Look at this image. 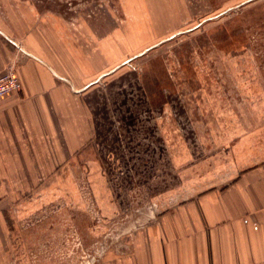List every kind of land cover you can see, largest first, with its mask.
Here are the masks:
<instances>
[{"label": "rangeland", "instance_id": "374dc122", "mask_svg": "<svg viewBox=\"0 0 264 264\" xmlns=\"http://www.w3.org/2000/svg\"><path fill=\"white\" fill-rule=\"evenodd\" d=\"M139 1L0 0L6 28L107 54L85 151L5 196L0 264H96L231 165L234 139L264 154V0Z\"/></svg>", "mask_w": 264, "mask_h": 264}, {"label": "crops", "instance_id": "0c3cea01", "mask_svg": "<svg viewBox=\"0 0 264 264\" xmlns=\"http://www.w3.org/2000/svg\"><path fill=\"white\" fill-rule=\"evenodd\" d=\"M77 37L0 24V73L12 66L22 84L0 99V221L9 190L30 187L52 157L80 156L93 139L82 99L107 54L83 51ZM255 143L234 139L231 165L214 166L201 190L177 196L96 264H264V154Z\"/></svg>", "mask_w": 264, "mask_h": 264}, {"label": "built area", "instance_id": "2783aa9c", "mask_svg": "<svg viewBox=\"0 0 264 264\" xmlns=\"http://www.w3.org/2000/svg\"><path fill=\"white\" fill-rule=\"evenodd\" d=\"M22 88L16 70L10 66L5 72L0 73V99L14 92H19Z\"/></svg>", "mask_w": 264, "mask_h": 264}]
</instances>
